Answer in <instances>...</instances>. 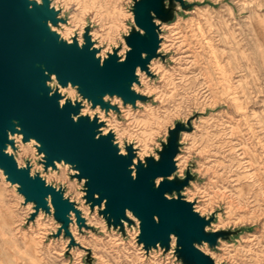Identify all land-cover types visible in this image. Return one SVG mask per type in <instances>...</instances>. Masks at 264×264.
Listing matches in <instances>:
<instances>
[{"label":"clouds","instance_id":"obj_1","mask_svg":"<svg viewBox=\"0 0 264 264\" xmlns=\"http://www.w3.org/2000/svg\"><path fill=\"white\" fill-rule=\"evenodd\" d=\"M45 0H28V10L43 7ZM142 0H48L57 13V24L47 22L58 43L83 51L86 46L103 67L115 55L123 64L133 49L127 43L139 27L135 7ZM173 19L165 22L151 12L158 40L156 55L146 70L137 65L129 91L137 97L126 102L118 94L105 93L95 103L71 81L62 85L55 73L45 86L49 98L57 93L60 110L70 102L78 113L73 123L87 118L98 125L94 139L112 137L116 155L134 158L131 178L148 158L161 161L164 146L178 124L175 171L154 180L157 189L167 179L184 181L179 192L165 193L168 201L192 206L206 223L205 234L218 236L192 247L212 264H264V0H163ZM187 5L188 7H185ZM64 21V22H61ZM86 36L89 39H86ZM103 105H108L105 108ZM8 132L3 154L12 157L18 171H28L45 188L62 193L73 206L67 227L57 219L51 193L44 197L47 211L21 192L0 168V264H184L182 246L175 233L168 245L148 247L140 241L142 220L125 208L119 224L107 213V198L94 205L87 200V177L73 164L60 159L48 165L47 153L35 138L25 141L17 122ZM100 200L99 193L93 194ZM107 213V214H103ZM34 216V219L32 218ZM160 223L159 216H153ZM246 229H252L247 231ZM236 238H231L237 233Z\"/></svg>","mask_w":264,"mask_h":264},{"label":"water","instance_id":"obj_2","mask_svg":"<svg viewBox=\"0 0 264 264\" xmlns=\"http://www.w3.org/2000/svg\"><path fill=\"white\" fill-rule=\"evenodd\" d=\"M134 11L137 24L147 34L140 36L133 30L127 38L133 49L128 53L127 61L119 64L113 55L100 67L95 53L88 51L90 45L81 51L75 45L69 47L57 42L58 37L47 27L49 20L53 25L57 24V13L49 11L48 0L43 7L34 6L32 11L28 10V0H0V168L13 183L22 185L21 192L29 200L46 211L44 197L51 193L57 219L67 227L66 215L73 206L62 199V193L45 188L38 177L30 179L27 170L18 171L14 159L3 154L6 145L14 146L7 136L9 131L16 133L15 121L22 128L25 141L33 137L43 145L40 151L47 153L48 165L53 160L63 159L79 169V178H88L87 200L97 205L107 198V213L116 224L123 217L124 209H131L142 220L143 231L139 239L146 246H154L159 241L167 247L168 234L175 233L182 246L178 254L184 264H212L192 247L193 242L203 239L214 246L218 236L228 239L230 233L205 234L203 227L211 221L193 214L190 204L164 198L165 193L179 192L192 179L191 175L184 181L165 179L159 189L154 185L156 177L166 178L175 171L173 157L178 150V133L190 129L178 124L171 133L169 144L160 153L161 161L156 163L148 158V167L139 165L138 179L133 181L129 171L134 158L131 148L127 157L117 156L111 135L94 139L98 125L89 123L87 118H81L79 123L72 122L69 114L78 113L79 105L73 108L69 102L60 110L59 94L48 96L50 89L45 86V81L50 76H45V71L55 73L62 85L66 86L68 81L78 84L81 94L95 103L103 104L101 98L105 93L118 94L126 102L145 100L129 88L136 79L135 67L139 65L146 70L148 60L141 59V52H147L149 59L156 55L158 40L150 13L155 12L156 17L165 22L173 19V13L171 8L165 9L163 0H142ZM86 39L89 38L86 36ZM94 193H99L100 200L93 199ZM153 216H159V224Z\"/></svg>","mask_w":264,"mask_h":264},{"label":"rangeland","instance_id":"obj_3","mask_svg":"<svg viewBox=\"0 0 264 264\" xmlns=\"http://www.w3.org/2000/svg\"><path fill=\"white\" fill-rule=\"evenodd\" d=\"M171 21V20H170ZM247 231H251L252 229H246ZM236 235H238V232L237 233H234V234H232V237L231 238H236Z\"/></svg>","mask_w":264,"mask_h":264}]
</instances>
